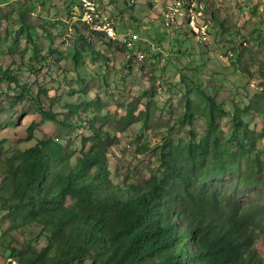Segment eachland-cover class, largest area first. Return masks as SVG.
Returning <instances> with one entry per match:
<instances>
[{
	"label": "rangeland",
	"instance_id": "374dc122",
	"mask_svg": "<svg viewBox=\"0 0 264 264\" xmlns=\"http://www.w3.org/2000/svg\"><path fill=\"white\" fill-rule=\"evenodd\" d=\"M172 1L96 0L101 12L114 22L115 38H108L92 33L81 22L76 0H0L1 10L8 13L0 20V66H9L31 91L16 102L13 84L0 83V161L11 151L34 143L25 141L31 124L34 138H57L69 147L74 159L90 135V121L99 119L112 136L108 165L113 180L121 181L122 173L138 179L162 176V146L198 141L206 132L201 114L191 126L180 122L187 87L198 85L230 111L218 119L217 134L223 140H233L231 112L235 106L251 105L243 117L255 132L256 153L264 169V85L259 69L264 60V0H201L202 19L209 24L206 43L195 39L186 24L165 26L163 10ZM18 10L36 31L33 43L23 36L13 39L11 33L4 36L16 24ZM72 25L100 54H84L82 63L73 62L70 51L78 44V31ZM36 93L45 108L48 99L53 100L51 109L59 113L58 122L41 118L32 101ZM149 97L148 125L140 119L119 129L116 123L127 108L135 104L138 113ZM191 98L198 99L196 91ZM80 101L88 106L65 116V105ZM97 101L100 107L95 106ZM62 119L69 120V125ZM214 184L242 204L264 201L263 185L234 172L215 178ZM2 215L0 264H14L4 249L10 235ZM38 231L26 228L19 238L29 237L39 248L44 239L37 236ZM256 244L264 255V237Z\"/></svg>",
	"mask_w": 264,
	"mask_h": 264
},
{
	"label": "trees",
	"instance_id": "16d2710c",
	"mask_svg": "<svg viewBox=\"0 0 264 264\" xmlns=\"http://www.w3.org/2000/svg\"><path fill=\"white\" fill-rule=\"evenodd\" d=\"M16 12V24L4 36L11 33L13 39L23 36L33 43L35 29ZM7 17L0 8V20ZM76 41L70 51L75 64L83 62L84 54H100L79 31ZM259 69L264 85V60ZM1 82L13 84L16 102L31 93L9 66H0ZM187 88L180 122L191 126L201 114L206 132L198 141L171 147L166 142L160 154L162 176L138 179L122 173L121 181L113 180L108 165L112 136L99 119L97 127L90 121V135L74 159L57 138H34L31 124L25 141L34 143L0 161V212L10 235L4 247L8 258L14 264H264L256 244L264 237V201L242 204L214 186L215 178L232 172L264 186L256 135L243 117L252 107L235 106L233 140H223L217 134L218 119L230 111L202 87ZM192 91L198 99L191 98ZM32 98L43 120L59 121L52 99L45 108L37 93ZM151 105L149 97L138 113L135 104L128 107L118 128L140 119L147 126ZM87 106L83 101L67 104L65 116ZM61 122L69 125L67 119ZM32 227L44 239L39 248L29 237L19 238Z\"/></svg>",
	"mask_w": 264,
	"mask_h": 264
},
{
	"label": "built area",
	"instance_id": "2783aa9c",
	"mask_svg": "<svg viewBox=\"0 0 264 264\" xmlns=\"http://www.w3.org/2000/svg\"><path fill=\"white\" fill-rule=\"evenodd\" d=\"M77 4L82 22L97 33L108 38H115L114 22L108 15L101 12L96 0H77ZM203 7L201 0H174L163 10L165 26L171 27L178 23L186 24L195 39L207 42L209 24L202 19ZM126 43L130 44L131 42Z\"/></svg>",
	"mask_w": 264,
	"mask_h": 264
}]
</instances>
